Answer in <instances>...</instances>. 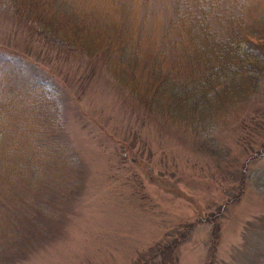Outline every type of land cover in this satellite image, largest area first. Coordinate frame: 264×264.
<instances>
[{
	"label": "rangeland",
	"instance_id": "1",
	"mask_svg": "<svg viewBox=\"0 0 264 264\" xmlns=\"http://www.w3.org/2000/svg\"><path fill=\"white\" fill-rule=\"evenodd\" d=\"M3 66L26 92L54 93L58 128L55 180L34 192L49 221L0 239V264H264V78L247 107L196 134L0 7Z\"/></svg>",
	"mask_w": 264,
	"mask_h": 264
},
{
	"label": "trees",
	"instance_id": "2",
	"mask_svg": "<svg viewBox=\"0 0 264 264\" xmlns=\"http://www.w3.org/2000/svg\"><path fill=\"white\" fill-rule=\"evenodd\" d=\"M0 7L66 51L100 63L130 98L194 125L196 134L247 107L264 78V0H0ZM7 69L0 68V239L10 242L26 226L39 230L49 221L36 194L55 175L49 150L58 109L45 85L33 83L42 95L26 92L30 82L18 87L16 71ZM19 105L33 121L23 128L11 115Z\"/></svg>",
	"mask_w": 264,
	"mask_h": 264
}]
</instances>
